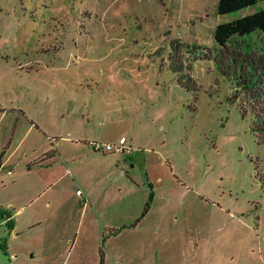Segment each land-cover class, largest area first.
<instances>
[{"label":"rangeland","instance_id":"1","mask_svg":"<svg viewBox=\"0 0 264 264\" xmlns=\"http://www.w3.org/2000/svg\"><path fill=\"white\" fill-rule=\"evenodd\" d=\"M219 1L0 0V264L108 227L153 264H264V143L214 38L264 0Z\"/></svg>","mask_w":264,"mask_h":264},{"label":"trees","instance_id":"2","mask_svg":"<svg viewBox=\"0 0 264 264\" xmlns=\"http://www.w3.org/2000/svg\"><path fill=\"white\" fill-rule=\"evenodd\" d=\"M259 0H220L218 5L219 14H229L254 6ZM259 32L264 37V7L247 13L232 20L219 23L214 30V38L218 45L228 51V56H233L236 69L241 71L242 83L240 89L243 91V101L248 102L252 110L253 130L258 134L260 142L264 143V54L254 42L247 38L248 34ZM252 49L250 51L248 48ZM252 63L253 66H249ZM240 92V91H239ZM247 111V110H245ZM52 157V156H51ZM50 158V157H49ZM47 158L36 161L43 163ZM153 192L150 200L153 199ZM150 207V201L145 205L141 217L146 214ZM1 216H8L9 213L0 208ZM9 227L13 228V222L8 221ZM120 228H108L103 231V242L106 236L118 234ZM101 262L104 264L105 253L103 247L100 249Z\"/></svg>","mask_w":264,"mask_h":264},{"label":"crops","instance_id":"3","mask_svg":"<svg viewBox=\"0 0 264 264\" xmlns=\"http://www.w3.org/2000/svg\"><path fill=\"white\" fill-rule=\"evenodd\" d=\"M5 111L6 110H3V112ZM5 153L6 152L0 154V169L1 167H6L8 164H11V155L10 154L6 155ZM47 159H54V161L57 162L55 156H52ZM36 160L39 161V157L36 158ZM37 164H44V162ZM9 172H11V170ZM7 212L9 213V215L6 216L5 218L6 221L13 222L14 220L13 212L10 211ZM118 234L112 236H116ZM102 241H103V234H102V239L99 242L98 240L94 242H90L87 239L80 241L78 238H76L71 242V246L66 251L59 253L60 256H62L61 262L60 263L55 262L52 264H100L101 262L100 249L104 245H105V249L103 247L105 253L104 264H153V261L138 260V251L137 250L133 251L130 248H128L127 243L125 242L124 243L121 241L115 242V241H111L110 239H107L106 241H104L106 244L101 246ZM53 252L54 255L58 254L55 249H53ZM156 264H158V262Z\"/></svg>","mask_w":264,"mask_h":264},{"label":"built area","instance_id":"4","mask_svg":"<svg viewBox=\"0 0 264 264\" xmlns=\"http://www.w3.org/2000/svg\"><path fill=\"white\" fill-rule=\"evenodd\" d=\"M95 149H96V150H100V149H102L103 152L112 151L113 149H118V150H121V151L124 150V148H123L122 146L116 148V147H113L111 144H106L105 146H102V145H96V146H95ZM78 192H80V191L78 190Z\"/></svg>","mask_w":264,"mask_h":264}]
</instances>
